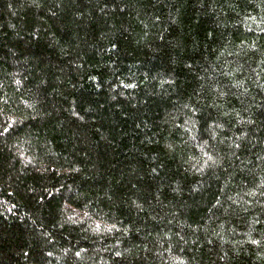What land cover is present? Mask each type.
Listing matches in <instances>:
<instances>
[{
	"label": "trees",
	"instance_id": "obj_1",
	"mask_svg": "<svg viewBox=\"0 0 264 264\" xmlns=\"http://www.w3.org/2000/svg\"><path fill=\"white\" fill-rule=\"evenodd\" d=\"M0 264H264V0H0Z\"/></svg>",
	"mask_w": 264,
	"mask_h": 264
}]
</instances>
